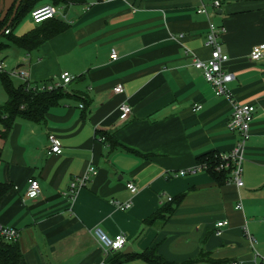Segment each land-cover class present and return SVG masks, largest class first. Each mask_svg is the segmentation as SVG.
Segmentation results:
<instances>
[{
  "label": "crops",
  "instance_id": "obj_1",
  "mask_svg": "<svg viewBox=\"0 0 264 264\" xmlns=\"http://www.w3.org/2000/svg\"><path fill=\"white\" fill-rule=\"evenodd\" d=\"M213 1L98 0L88 8L91 0L34 4L55 6V18L66 27L30 50L10 43L6 48H17L10 69L18 72L11 80L57 83L64 71L73 79L41 120L17 118L5 134L0 122V182L9 185L0 197V224L18 230L26 264H107L114 251L100 246L95 228L111 238L126 236L117 251L130 247L129 253H142L156 245L168 263L264 261V58L249 57L254 44L264 43V0H218L215 8ZM15 2L0 0V12ZM201 6L208 16L197 12ZM30 12L15 26L26 14L32 20ZM208 21L224 29L220 40L228 60L222 67L234 75L233 97L255 108L241 187L232 180L218 183L204 170L173 175L197 165L205 153H228L239 137L228 128L230 103L215 96L193 65L195 58L210 56ZM47 25L30 22L20 30L14 26L12 33L21 36ZM116 83L122 92L113 91ZM121 103L132 110L125 121L119 118ZM103 132L112 135L111 145L99 139ZM50 134L60 141L61 154L47 153ZM88 166L96 174L68 197L70 181ZM31 179L40 187L35 198L25 195ZM127 201L132 203L127 210L116 205ZM170 204V214L144 224ZM222 220L227 225L216 228ZM120 264L151 263L136 256Z\"/></svg>",
  "mask_w": 264,
  "mask_h": 264
},
{
  "label": "built area",
  "instance_id": "obj_2",
  "mask_svg": "<svg viewBox=\"0 0 264 264\" xmlns=\"http://www.w3.org/2000/svg\"><path fill=\"white\" fill-rule=\"evenodd\" d=\"M98 0H91L88 3L87 7L95 3ZM219 6V1H213V8ZM197 12L205 14L208 16L209 11L206 7L201 6L197 9ZM57 13V8L52 4H42L35 8H33L30 12L31 19L34 23H41L47 19L54 18ZM222 26H217L215 23L208 21V32L206 35V45L210 47L211 53L209 58L207 59H197L193 60V65L196 69H198L204 80L209 83L213 87V92L215 96L222 97L226 99L231 105V116L228 122V128L231 131L238 132V140L235 146L228 153H218V163L214 166V170L216 171H226L228 172L229 179L232 180L237 187H241L243 185L242 181V163L244 160V149H245V141L248 137V130L253 119V113L255 108L253 105L248 103H241L237 101L230 89L229 83L234 79V75L230 72H227L223 69L222 65L224 62L228 60V55L223 52L221 46L220 36L223 32ZM8 30H6V33ZM112 58L116 57L114 51H112ZM250 59L259 60L264 58V43H257L251 47V51L249 54ZM3 63L0 62V71L3 70ZM11 74H18L17 71H12ZM22 78H26L25 73L20 74ZM73 79V76L70 75L67 71H64L59 76V81L57 83H43L38 86L39 90H52L58 86H64L68 84ZM33 87L35 85L31 84ZM113 91L115 93H120L123 91V86L121 83H116L113 86ZM82 106V105H80ZM200 105H196L195 109H199ZM119 118L121 121H125L129 118L132 110L129 105L126 103H121L119 105ZM99 139H103L100 137ZM48 154H61L62 153V145L60 141L52 134L48 136ZM209 167L206 164H200L187 168L181 169L177 172L173 173V175L184 176L189 174H195L198 171L204 170L208 171ZM96 174V170L92 166H88L86 171L81 175L74 177L68 187V191L66 194L68 197L73 198L76 190L86 184V182L90 179L91 176ZM127 189L131 193H135L137 191L136 186L128 181L126 183ZM40 193L39 183L35 179H31L29 182L28 189L25 193L28 198H35ZM116 205L119 209L127 210L131 207V201L127 202H116ZM237 208L240 207V203L236 205ZM264 219V217H263ZM227 225L226 220L219 221L215 224L216 228H220ZM219 229L217 230V233ZM94 234L100 244V246L106 251L112 250L117 251L122 249L126 242L127 238L124 234L120 233L115 237H108L100 228L94 229ZM0 237L8 241H17L19 238V232L15 227L5 226L0 224ZM230 264H243L240 261L234 260ZM260 264H264V261Z\"/></svg>",
  "mask_w": 264,
  "mask_h": 264
},
{
  "label": "trees",
  "instance_id": "obj_3",
  "mask_svg": "<svg viewBox=\"0 0 264 264\" xmlns=\"http://www.w3.org/2000/svg\"><path fill=\"white\" fill-rule=\"evenodd\" d=\"M38 1L39 0H21L20 5L12 18L11 16L15 4L5 14L0 12V31H2L0 35V50L6 48L10 43L25 50H30L37 47L47 38H50L65 29L66 24L54 17L41 22V24H48L46 27L33 29L21 36L13 35V27L25 13L30 12L34 8V4ZM54 1L57 2V0ZM6 30H8L7 33ZM0 62H2V60H0ZM2 71H0V81L7 96L6 101L0 105V122L4 127V134L8 132L17 118L30 121L41 120L47 109L51 105L57 103L58 99L65 93L64 86H58L52 90H39L38 86L40 84H34L28 81H25L20 85H15L11 80V74ZM31 84L35 85V87ZM99 135L100 137H103V139H100L102 142L108 143L109 145L113 143L111 134L103 132ZM217 154L218 153L215 152L205 153L198 157L197 163L206 164L209 167L208 172L212 174L216 181L218 183H223L229 179V175L226 171H216L213 169L218 163ZM8 189V184L0 182V197ZM173 209L174 206L170 204L162 210L152 214L143 222L144 224H150L158 219L161 214H170ZM156 250V245H153L142 253H129L125 255L120 251H114L112 259H110L107 264H120L124 258H132L136 256H141L151 264H177L164 261L157 254ZM0 264H26L18 241H8L3 237H0ZM178 264H191V262Z\"/></svg>",
  "mask_w": 264,
  "mask_h": 264
},
{
  "label": "rangeland",
  "instance_id": "obj_4",
  "mask_svg": "<svg viewBox=\"0 0 264 264\" xmlns=\"http://www.w3.org/2000/svg\"><path fill=\"white\" fill-rule=\"evenodd\" d=\"M24 17H23L22 21L17 26H15V28L17 27V30L18 29L20 30L21 26L24 27V26H26V24H28L30 22L33 23V21L30 20L29 16H27V14ZM22 27H21V29H22ZM15 28H14V30H15ZM15 49H17L16 46L11 44L10 47H8V48H6V49H4L3 51L0 52V57L4 58L3 59L4 67H3V71L2 72H7V73L11 74V72H12L11 71L12 69H10L11 68V64L14 62L15 57H16L15 56L16 55L15 54V51H16ZM5 97H6V94L4 92V89H3L2 85H1V81H0V104H2L4 102Z\"/></svg>",
  "mask_w": 264,
  "mask_h": 264
},
{
  "label": "water",
  "instance_id": "obj_5",
  "mask_svg": "<svg viewBox=\"0 0 264 264\" xmlns=\"http://www.w3.org/2000/svg\"><path fill=\"white\" fill-rule=\"evenodd\" d=\"M20 2H21V0H16L15 5H14V9H13V14H12L11 18H12L13 15L15 14L17 8L19 7ZM1 33H2V31H0V35H1ZM130 251H131L130 247H126V248L124 249L123 253H124V254H127V253H129Z\"/></svg>",
  "mask_w": 264,
  "mask_h": 264
}]
</instances>
